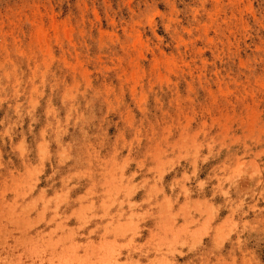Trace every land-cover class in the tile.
Segmentation results:
<instances>
[{
    "label": "rangeland",
    "instance_id": "1",
    "mask_svg": "<svg viewBox=\"0 0 264 264\" xmlns=\"http://www.w3.org/2000/svg\"><path fill=\"white\" fill-rule=\"evenodd\" d=\"M0 264H264V0H0Z\"/></svg>",
    "mask_w": 264,
    "mask_h": 264
}]
</instances>
